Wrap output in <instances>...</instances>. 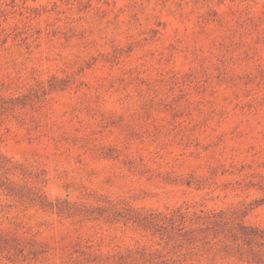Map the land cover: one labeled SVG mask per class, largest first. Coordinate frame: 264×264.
<instances>
[{
	"label": "rangeland",
	"instance_id": "374dc122",
	"mask_svg": "<svg viewBox=\"0 0 264 264\" xmlns=\"http://www.w3.org/2000/svg\"><path fill=\"white\" fill-rule=\"evenodd\" d=\"M0 264H264V0H0Z\"/></svg>",
	"mask_w": 264,
	"mask_h": 264
}]
</instances>
